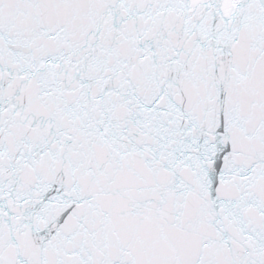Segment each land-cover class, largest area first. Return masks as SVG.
<instances>
[{"label": "snow or ice", "instance_id": "1", "mask_svg": "<svg viewBox=\"0 0 264 264\" xmlns=\"http://www.w3.org/2000/svg\"><path fill=\"white\" fill-rule=\"evenodd\" d=\"M0 264H264V0H0Z\"/></svg>", "mask_w": 264, "mask_h": 264}]
</instances>
